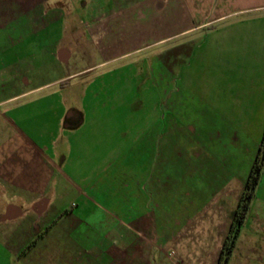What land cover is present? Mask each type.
I'll return each instance as SVG.
<instances>
[{
	"label": "crops",
	"instance_id": "crops-1",
	"mask_svg": "<svg viewBox=\"0 0 264 264\" xmlns=\"http://www.w3.org/2000/svg\"><path fill=\"white\" fill-rule=\"evenodd\" d=\"M158 61L207 130L132 90ZM263 134L264 0H0V264H218ZM170 135L180 156L198 136L193 159ZM173 191L193 213L167 218ZM230 264H264V170Z\"/></svg>",
	"mask_w": 264,
	"mask_h": 264
},
{
	"label": "rangeland",
	"instance_id": "rangeland-1",
	"mask_svg": "<svg viewBox=\"0 0 264 264\" xmlns=\"http://www.w3.org/2000/svg\"><path fill=\"white\" fill-rule=\"evenodd\" d=\"M159 61L155 62L156 64L153 67L152 80H150L148 72L145 75L142 74L144 77L142 76V78H140V80H142L143 82L147 81V85L142 86V88L138 85H135V87H132V90H133V88H135V91H136L135 94L138 96L141 94L140 93L141 89L143 90L142 95H144V93H145L144 91L146 90L147 91L146 94L148 96H151V98H152L151 106L153 107V111L156 110L157 104L159 105V110L168 111L167 126L169 128L184 127L185 129H187L191 125H193L197 129L207 130L209 127V120L207 118V115L206 116L203 115L205 113V111H202V113L200 114L201 111L198 112V108H197L198 106H201V108H203L206 105L203 106L204 103H198V102H197L198 104L197 103L195 104V102H193V101H195V96H192L193 94L190 91L191 87L188 88L186 86V84H184L182 81H178L177 77L174 76L173 72H171V71L169 72L168 85H162L161 79H162V74H163V79H164V72L162 73L161 67H160V65H158ZM188 70L189 69H187V71ZM126 73H130V72H125V74ZM138 81H139V79H138ZM136 84H138V82H136ZM178 97L181 98V103L179 105L176 102V99ZM146 105H147V110H148L149 103H147ZM20 106H24V107H21V112H24V114H25L24 120L21 122V121H18L17 118H15V119L10 118L9 121L16 128L21 130V132L26 133L29 128L33 127V124L39 123V120H38V118H35L33 116V112H32L33 110H32V107L30 106V104H24L23 102H18V103L11 104L9 106V108H15V107L17 108ZM162 106H163V108H162ZM195 106H197V107L194 108ZM139 107H140V104H137V110L136 111H138V112H140ZM7 109H8L7 106H6V108L4 107L5 114L9 116V114L6 112ZM203 109H205V108H203ZM153 122H155V119H153ZM197 137L198 136H192V135H186L185 136L184 141H183V145H182L183 151L180 152V154H181V156H180V155H177V153L175 151V144H176L175 136L170 135L169 136V143H170L169 159L170 160H179L181 158L182 159L183 158L193 159L194 155H193V152L191 151V149H194V148H195L194 150L197 149V146H198ZM184 152L186 155H184ZM175 178L176 177H173V179H175ZM180 184H179L180 185L179 189H181V187H182L183 188L182 190L185 191V194L189 188L193 187V182L191 179L184 180ZM170 185L172 187H174V188H172V190H176L177 188L175 186H177L178 183H170ZM177 191L171 192V194L173 196L170 195V198H169V207L166 210V212L168 213L167 218H169V220H172V219L177 217V214H176V212H177L176 202L177 201L183 202L184 204H188V207H190L189 211H192V213L194 211L193 208H191L192 203H193V198L188 199V197L185 196V198L178 200L175 198L177 196ZM101 205L103 207H106V208H110L113 206L111 204V202L107 203L106 201L101 202ZM154 206H156V205L154 204ZM196 207H198V204H195V208ZM66 211L67 210H64V212L58 216L57 215H55L54 217L51 215L47 216L48 219H52L50 224H52L54 221H57V223H62L64 216L67 214V213L65 214ZM157 217H160V216H157ZM41 231H42V228H40L39 225L32 228L33 234H35L37 232H41ZM60 234H61V232L59 230H54L50 234V238L57 240V239H59ZM41 246H42V244L39 243L38 247L40 248ZM4 250L5 249L1 250V248H0V254L5 253ZM33 251L34 250H32V252ZM28 253H30V252H28Z\"/></svg>",
	"mask_w": 264,
	"mask_h": 264
},
{
	"label": "trees",
	"instance_id": "trees-1",
	"mask_svg": "<svg viewBox=\"0 0 264 264\" xmlns=\"http://www.w3.org/2000/svg\"><path fill=\"white\" fill-rule=\"evenodd\" d=\"M264 170V134L261 140L259 147V152L256 157V160L252 166L248 181L246 183L245 189L242 193V196L239 200L237 209L233 215L231 228L225 239L221 255L219 258L218 264H230L231 258L237 246V241L240 237L242 228L244 227L248 215L250 213L252 203L256 197V192L261 181L262 173ZM68 213L67 211L65 214ZM57 224V221H54L50 226L42 232L23 252L25 253L28 249L33 247L37 241L46 233L48 230Z\"/></svg>",
	"mask_w": 264,
	"mask_h": 264
}]
</instances>
